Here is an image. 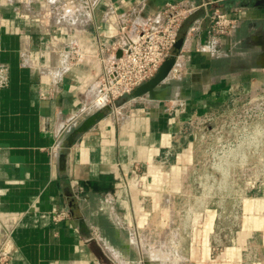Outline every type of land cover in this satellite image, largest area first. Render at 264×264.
Wrapping results in <instances>:
<instances>
[{
    "label": "crops",
    "instance_id": "crops-1",
    "mask_svg": "<svg viewBox=\"0 0 264 264\" xmlns=\"http://www.w3.org/2000/svg\"><path fill=\"white\" fill-rule=\"evenodd\" d=\"M49 1L0 0V66L8 80L0 87V264H104L109 257L116 264L114 256L125 264H160L163 252L145 250L132 232L168 228L172 197L191 187L197 148L181 134L184 119L219 108L230 90L258 81L247 82L243 69L221 65L223 51L232 48L230 37L210 44L204 33L214 11L243 8L244 0H58L52 10L62 22L48 29ZM176 1L191 11L180 30L186 36L171 73L173 93L163 101L142 97L114 109L75 141L60 166L59 133L102 101L96 96L102 73L96 35L107 43L120 41V25L127 21V36L134 40L140 26ZM30 4L42 18L21 13ZM196 27L202 30L198 35ZM59 60L69 61L65 70ZM167 152L166 166H158ZM135 165L143 172L142 190L134 189L129 200L121 181L134 178ZM57 212L68 219L53 223ZM244 213L236 247L211 259L214 217L208 213L177 264H239L246 241L264 233V200L246 201ZM80 221L90 236L79 231Z\"/></svg>",
    "mask_w": 264,
    "mask_h": 264
},
{
    "label": "built area",
    "instance_id": "built-area-1",
    "mask_svg": "<svg viewBox=\"0 0 264 264\" xmlns=\"http://www.w3.org/2000/svg\"><path fill=\"white\" fill-rule=\"evenodd\" d=\"M59 4L58 0L48 2L51 17L48 29L62 22V19L54 16L52 10ZM20 11L32 20L42 18L39 11L32 9L31 4L21 7ZM190 11L184 2H167L139 27L134 40L127 36L129 29L127 21L120 25V41L107 43L101 34L96 35L95 41L102 64L99 83L106 95V103H112L153 77L173 49L181 26ZM238 17L234 11L229 13L214 11L204 30L208 42L212 44L228 36L237 24ZM194 32L198 35L202 30L196 27ZM68 50L70 56L75 58L76 50L72 47ZM118 51H121V57L116 58ZM27 56L23 53V65L29 63ZM59 65L65 70L69 61L63 64L59 60ZM48 69L52 70L53 67L50 65ZM5 73L6 67L0 66V87H5L8 83ZM221 113H228V116L224 121L218 122ZM181 134L190 137L191 143L202 149L212 161L222 159L247 161L252 152L257 154L264 146V89L257 84L247 88L240 86L233 88L229 92V99L219 108L186 117ZM169 156L170 152H167L164 159L156 164L160 167L166 166ZM135 170L137 173L134 178L124 177L121 181L125 199L131 200L132 191L142 187L143 172L140 165H135ZM51 219L56 224L68 219V215L66 212H57ZM140 236L139 231L134 228L132 237L137 240Z\"/></svg>",
    "mask_w": 264,
    "mask_h": 264
},
{
    "label": "rangeland",
    "instance_id": "rangeland-1",
    "mask_svg": "<svg viewBox=\"0 0 264 264\" xmlns=\"http://www.w3.org/2000/svg\"><path fill=\"white\" fill-rule=\"evenodd\" d=\"M253 3L254 0H244L241 2L243 8L234 10L239 16L235 25H240L242 33H248L251 29L257 31L264 26V7H255ZM181 31L179 37L182 36ZM242 76L247 82L258 80L257 85L264 89V70L245 71ZM99 91L102 92V89L98 80L96 96L99 94L98 97L104 98V93ZM102 105H105L103 99L99 106ZM227 116L228 113H221L218 122L224 121ZM261 150L257 154L252 152L247 161H212L202 149L197 148V160L190 177L191 187L179 197H172L173 220L169 227L153 231L150 235L141 234L135 243L141 244L145 250H161L164 257L160 264H177V261L181 262L179 253L189 248L194 231L201 227L208 213H211L214 217L213 230L208 236L211 259L216 260L228 247H236L237 235L245 217L244 203L253 199L264 200V146ZM137 190H142V187ZM263 236V232H258L246 241L239 264H264ZM155 256L152 253L151 259ZM114 258L116 264H125L121 257ZM104 264L115 262L109 257L104 259Z\"/></svg>",
    "mask_w": 264,
    "mask_h": 264
},
{
    "label": "water",
    "instance_id": "water-1",
    "mask_svg": "<svg viewBox=\"0 0 264 264\" xmlns=\"http://www.w3.org/2000/svg\"><path fill=\"white\" fill-rule=\"evenodd\" d=\"M255 7H264V0H254ZM185 41V34L178 37L170 54L165 58L163 63L159 66L157 72L148 81L140 84L134 88L130 93L118 98L110 104H105L98 107L92 113L86 115L80 121L78 117L73 118L60 133H59V151L57 153V161L59 165H64L66 161L67 150H69L75 141L84 133L88 132L97 123L111 114L114 109H117L127 102L142 97H148L151 100L163 101L170 97L173 93V88L176 82L171 78V73L176 66L177 59L181 53ZM255 52L253 63L257 69L264 70V42L254 45ZM121 57V51L116 53V58ZM255 66V67H256ZM78 229L81 233L90 236L89 228L83 221L77 223Z\"/></svg>",
    "mask_w": 264,
    "mask_h": 264
},
{
    "label": "flooded vegetation",
    "instance_id": "flooded-vegetation-1",
    "mask_svg": "<svg viewBox=\"0 0 264 264\" xmlns=\"http://www.w3.org/2000/svg\"><path fill=\"white\" fill-rule=\"evenodd\" d=\"M240 28V25H235L232 28L230 35L226 37H230L233 44L231 49H225L220 56V59L225 60L221 65L226 68L237 67L244 71H251L252 69H257V66L253 63L255 52L248 50H254V45L262 44L264 42V26L257 31L251 29L248 33H242ZM242 45H244V47Z\"/></svg>",
    "mask_w": 264,
    "mask_h": 264
},
{
    "label": "bare ground",
    "instance_id": "bare-ground-1",
    "mask_svg": "<svg viewBox=\"0 0 264 264\" xmlns=\"http://www.w3.org/2000/svg\"><path fill=\"white\" fill-rule=\"evenodd\" d=\"M99 92H100V91H99ZM99 92H98V93H99ZM100 93H102V92H100ZM101 95H103V94H101ZM101 95H100V96H101ZM98 96H99V94L97 95V97H98ZM98 98H100V97H98ZM102 99H103L104 104H105V103H106V95H105V93H104V98L102 97ZM102 106H103V105H102ZM100 107H101V106H100Z\"/></svg>",
    "mask_w": 264,
    "mask_h": 264
}]
</instances>
